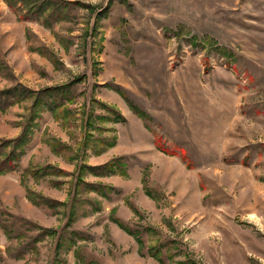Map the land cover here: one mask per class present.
<instances>
[{
	"label": "rangeland",
	"instance_id": "rangeland-1",
	"mask_svg": "<svg viewBox=\"0 0 264 264\" xmlns=\"http://www.w3.org/2000/svg\"><path fill=\"white\" fill-rule=\"evenodd\" d=\"M55 1L47 26L0 0V89L69 85L0 174V264H264V0Z\"/></svg>",
	"mask_w": 264,
	"mask_h": 264
},
{
	"label": "trees",
	"instance_id": "trees-1",
	"mask_svg": "<svg viewBox=\"0 0 264 264\" xmlns=\"http://www.w3.org/2000/svg\"><path fill=\"white\" fill-rule=\"evenodd\" d=\"M6 2L9 4V6L13 7V9H18L20 16L23 19L41 17L43 23L47 26L51 24V19L58 20L61 15V7L55 0H14V2L11 0H6ZM68 3L70 5L77 4V2ZM68 90V84L48 86L38 90H33L21 84H16L11 87L0 89V112L6 110L18 102L26 101L28 99L31 100L30 106L28 108V121L25 123V125H23L19 135L15 138L4 140V144L3 142H0V174L13 171L17 168V161L24 153V148L30 140L32 120L38 115L40 111L48 109L51 112H55L58 108H60L64 102L68 100ZM126 102L130 107L133 108L134 111L140 112L146 116V114L141 110H138L132 104V102L128 100H126ZM121 117L122 116L120 115V118ZM5 144H7V146L8 144H11V147L6 153H3L2 148H6ZM156 144L158 149L161 150V148H163V146H160L159 144V139H157ZM115 164V160H110L103 165H93L86 167H89L91 172L96 175L99 173H101L99 175H103L114 171L113 167ZM50 169L55 172L62 171L56 166L47 164L41 168H33V170H31V175H44L47 174L48 171H51ZM79 175L80 174H78V176ZM27 197L35 205H45L52 207L57 202V200L53 198L45 197L40 194L36 195L30 190H27ZM45 231L52 232L53 230L46 228Z\"/></svg>",
	"mask_w": 264,
	"mask_h": 264
}]
</instances>
